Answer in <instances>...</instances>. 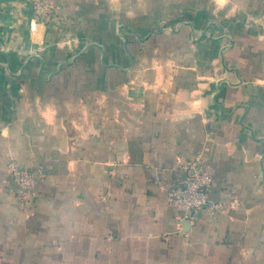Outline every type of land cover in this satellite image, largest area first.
<instances>
[{
    "label": "crops",
    "instance_id": "obj_1",
    "mask_svg": "<svg viewBox=\"0 0 264 264\" xmlns=\"http://www.w3.org/2000/svg\"><path fill=\"white\" fill-rule=\"evenodd\" d=\"M46 1L0 0V264H264V0Z\"/></svg>",
    "mask_w": 264,
    "mask_h": 264
},
{
    "label": "built area",
    "instance_id": "obj_2",
    "mask_svg": "<svg viewBox=\"0 0 264 264\" xmlns=\"http://www.w3.org/2000/svg\"><path fill=\"white\" fill-rule=\"evenodd\" d=\"M34 13V22L49 24L58 8L46 0H29ZM185 179L179 187L169 193L172 207L183 209L187 216L193 218L201 209L211 203L210 193L214 186L211 175L200 171L198 165L188 162L181 167ZM7 173L20 189L22 205H27L36 198L38 179L32 170L20 167L15 158L10 157Z\"/></svg>",
    "mask_w": 264,
    "mask_h": 264
},
{
    "label": "trees",
    "instance_id": "obj_3",
    "mask_svg": "<svg viewBox=\"0 0 264 264\" xmlns=\"http://www.w3.org/2000/svg\"><path fill=\"white\" fill-rule=\"evenodd\" d=\"M48 2H52V1H48Z\"/></svg>",
    "mask_w": 264,
    "mask_h": 264
}]
</instances>
